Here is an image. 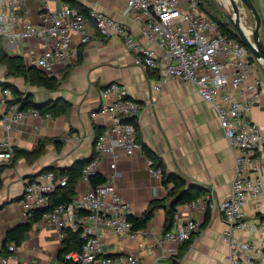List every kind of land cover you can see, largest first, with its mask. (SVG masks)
Returning <instances> with one entry per match:
<instances>
[{"label":"crops","instance_id":"0c3cea01","mask_svg":"<svg viewBox=\"0 0 264 264\" xmlns=\"http://www.w3.org/2000/svg\"><path fill=\"white\" fill-rule=\"evenodd\" d=\"M72 1L80 9H97L114 18L120 17L123 27L135 40L155 51L158 66L146 68L137 65L134 53L126 49L120 37L91 39L80 46L76 57L57 63L49 74L56 80L55 89L31 86L23 77L14 76L8 66L0 64V82L3 84L15 85L20 91L28 90L33 100L40 105L66 104L63 114H53L49 118L26 117L9 134L17 152L11 164L0 168V216L12 220L9 211L11 205L16 206L15 211H21L19 200L23 197L24 186L29 179L49 167L56 170L71 169L76 163L93 155L96 134L111 125V119L103 115L92 117L91 113L97 112L105 103L101 91L111 82L125 84L129 96L142 104L136 121L137 137L149 149L153 161L162 163L167 172L179 175L185 188L192 193L198 192L199 197L212 193L217 201L225 199L231 191L236 149L233 141L225 136L216 111L190 83L181 79L162 81L165 51L141 37L137 24L130 17H121L125 0ZM208 1L199 0L205 9L213 13ZM61 2L19 0L18 22L20 25L26 22L38 25L39 13L46 9H58ZM252 2L261 18L260 35L264 42V0ZM224 11L225 15L229 12ZM242 15L253 25L250 14ZM73 39L77 40L75 34ZM3 44L7 54L10 57L20 56L26 67L32 66L34 59L46 48L41 40L35 39H26L20 45L7 41ZM258 70L263 85L247 118L260 127L264 136V69L260 66ZM3 111L4 103L0 100V114ZM39 143H43V148L36 155L20 152L22 149L33 151ZM114 152H117L116 157L113 154L102 157L95 172L104 178L112 176L117 193L129 204L133 215L143 214L153 200H165L156 207L147 225L138 230L136 239H129L111 230L105 231L103 241L106 251L132 252L138 255L141 264H221L228 254V247L222 240L226 224L220 211L202 212L190 210L185 203L178 204L175 212H179V221L196 218L201 222V228L190 242H162L171 204L168 189L172 184L165 186L161 177L151 175L143 150L132 155L117 148H114ZM112 162L115 163V169L110 167ZM261 178V194L249 197L243 207L246 218L253 224H264V170ZM89 187L87 181L77 179L74 196L81 195ZM9 227L3 229L0 243ZM233 235L241 241L261 242L257 230L238 229ZM37 236L49 237L42 244L48 249L47 253L39 248L32 253L31 246L27 245L26 242L31 239L36 242ZM24 238L27 240L23 239L22 244L17 246L10 264H56L61 246L52 225L40 220L32 225Z\"/></svg>","mask_w":264,"mask_h":264},{"label":"built area","instance_id":"2783aa9c","mask_svg":"<svg viewBox=\"0 0 264 264\" xmlns=\"http://www.w3.org/2000/svg\"><path fill=\"white\" fill-rule=\"evenodd\" d=\"M18 2L0 0V38L15 45L26 39L41 40L46 48L34 59L33 65L48 76L57 63L76 57L80 46L91 39L120 37L126 49L134 53L137 65L158 66L155 51L135 40L123 27L120 17L114 18L97 9L84 14L62 1L58 9L39 13L40 24L20 25ZM121 17H130L141 37L165 51L162 81L181 79L193 85L216 111L225 136L235 145L234 177L229 195L217 201L210 193L185 205L190 210L220 211L226 224L222 240L228 247L221 264H264V224H253L243 210L247 199L257 197L263 189L264 136L260 127L247 118L263 85L258 60L242 42L219 32L216 21L201 11L199 0H125ZM73 34L77 36L76 41ZM26 92L28 90H22L20 96L25 97ZM101 97L105 103L91 116H107L111 125L97 137L93 155L83 167L81 179L88 183L103 156H117L114 148L128 155L143 150L134 122L142 104L129 96L125 84L118 82H111L102 89ZM0 100L4 103L0 114L1 168L11 164L15 157L9 134L17 125L26 117L49 118L51 114L37 108H20L12 88L5 84H0ZM147 164L151 175L161 177V168L149 157ZM110 167L115 169V163ZM66 183V177L53 170H44L29 179L19 200L23 220H27L33 210L47 208L48 195ZM130 214L129 204L117 193L112 176H107L96 187L90 186L81 195L45 211L40 220L55 228L61 248L67 229L77 232L82 241L79 250L64 253L61 259H56V264H141L138 255L132 252H107L103 241L107 230L136 239L138 230L133 229L128 219ZM200 228L198 219L190 217L181 222L179 212H175L172 225L161 241L190 242ZM238 229L257 230L261 242L235 238L233 234ZM16 250L14 243H8L4 250L0 247V264H10Z\"/></svg>","mask_w":264,"mask_h":264},{"label":"trees","instance_id":"16d2710c","mask_svg":"<svg viewBox=\"0 0 264 264\" xmlns=\"http://www.w3.org/2000/svg\"><path fill=\"white\" fill-rule=\"evenodd\" d=\"M65 3L69 4L70 6H73L77 8L80 12L86 14L88 10L80 9L72 0H62ZM201 11L211 16L218 25V30L221 34H225L228 37H233L241 42L240 38L235 32V29L233 28L231 23L228 22H222L218 19H216V16L213 13H209L207 10L203 7V4L199 2ZM262 39V38H261ZM0 63H5L8 65L10 70L13 72L14 75H18L23 77L26 83L29 85L37 86V87H44L46 89H55L56 87V80L44 72H42L38 67L35 65H32L30 67H26L23 63V59L20 56H13L10 57L4 47L3 40L0 38ZM7 85V84H5ZM14 92L15 95V101L20 102V108H37L42 113H50L53 114H63L66 111V104L61 103L59 105H55L54 103L44 104L40 105L36 103L33 100V95L31 92H26L25 97H21V91L12 84H8ZM133 121V120H132ZM136 123V121H134ZM137 125V123H136ZM101 133L98 132L96 134L95 140ZM95 143V142H94ZM142 145V144H141ZM43 143H39L37 148L33 151L28 150H21L20 152L26 155H36L42 151ZM143 152L145 155L152 160L154 159L153 155L149 151L147 147L142 145ZM15 150V149H14ZM17 150H15L16 155ZM92 157V156H91ZM91 157L85 161L76 163L71 169H62V170H56L52 167L46 168L45 170H53L56 171L59 176L66 177L67 183L64 187H60L56 189L54 192L48 195V207L45 209H37L33 210L32 214L24 224H18L12 227H9L6 229L4 238L0 243V247L4 250L7 247L8 243H14L17 246H20L22 244V241L24 239L25 234L32 228V225L36 222L40 221L43 213L50 208L62 204L65 202L70 201V199L75 195V184L77 179H81L82 177V170L84 165L89 162ZM157 167L161 168L162 175H161V181L162 183L167 186L169 183L172 184V186L168 189V196L171 197V204L167 211V224L165 227V231H168L172 225L173 222V215L175 213V207L178 204L181 203H187L196 197H199L198 192L192 193L190 189L185 188L184 181L182 180L179 175L175 173L167 172L164 168L162 163L154 162ZM104 181V177L94 172L89 176V184L91 187H96L97 185L101 184ZM179 194V195H178ZM178 195L177 201H175L176 197ZM165 199H158L151 201L149 207L146 209V211L139 215L135 216L133 214H130L128 219L132 222L133 229L139 230L144 228L150 218L152 217L154 210L156 207L163 203ZM207 218V217H206ZM66 236L62 239V248L57 254V260L62 258V255L66 252L72 251V250H79L82 245V241L79 239V234L77 232L71 231L69 229L66 230Z\"/></svg>","mask_w":264,"mask_h":264},{"label":"water","instance_id":"95a60500","mask_svg":"<svg viewBox=\"0 0 264 264\" xmlns=\"http://www.w3.org/2000/svg\"><path fill=\"white\" fill-rule=\"evenodd\" d=\"M228 2L230 4V11L226 12V17L232 24L241 42L249 49L252 56L258 60V63L264 69V42L260 35L261 18L256 7L252 0H228ZM246 12L253 18V25L249 29V34L245 32L242 20V14ZM0 84L3 83L0 82ZM178 195L175 201H177ZM24 223L25 222L21 221L16 223V225ZM3 240H5V238ZM60 250L61 249H59L58 252Z\"/></svg>","mask_w":264,"mask_h":264},{"label":"rangeland","instance_id":"374dc122","mask_svg":"<svg viewBox=\"0 0 264 264\" xmlns=\"http://www.w3.org/2000/svg\"><path fill=\"white\" fill-rule=\"evenodd\" d=\"M208 4H210L209 5V7L212 9V11H213V14L216 16V19H218V20H220V21H222V22H228V23H230L229 22V20H228V18L226 17V15H225V11H224V9H223V6H222V3L219 1V0H209L208 1ZM208 7V6H207ZM209 13H212V12H210V10L208 9L207 10ZM247 14H249L248 12H246ZM243 16V18H242V20H243V25H244V27L245 28H247V29H250L251 28V26H252V24L250 23V21L247 19V18H245L244 17V15H242ZM4 42V41H3ZM0 64H3V63H0ZM4 66H8L7 64H3ZM2 65V66H3ZM15 76V75H14ZM16 77H19L18 75H16ZM21 78V77H20ZM12 204V203H11ZM8 209V208H7ZM15 209H16V206H10L9 207V211L12 213L11 215H12V217H13V219L11 220H5V219H3L1 216H0V236H1V234H3V229L5 228V226H10V227H12V226H15L16 224L15 223H17L15 220H17V221H19L20 219H24L23 217H22V209H21V211H20V209H19V211L18 210H16L15 211ZM13 213H15V216L13 215ZM1 215L2 216H4L5 214L4 213H1ZM46 222V221H45ZM3 225V226H2ZM35 227H36V225H35ZM50 228V227H49ZM28 238V237H27ZM27 238H24L25 239V241L27 240ZM37 238H38V240H36V242H35V240L34 239H31L30 240V242L28 241V242H26L27 243V245H30L31 246V249H32V253H34V251L36 250V249H38L39 248V250H41V251H43V252H48V249H46L45 248V246L44 245H42L43 243H44V241L45 240H49V237H46V238H42V236H37ZM39 241V242H38ZM44 246V247H43ZM37 264V263H36Z\"/></svg>","mask_w":264,"mask_h":264},{"label":"bare ground","instance_id":"6f19581e","mask_svg":"<svg viewBox=\"0 0 264 264\" xmlns=\"http://www.w3.org/2000/svg\"><path fill=\"white\" fill-rule=\"evenodd\" d=\"M219 1L222 3V6L224 7V9H225L226 11H230V4H229L228 0H219ZM244 30H245V32H246L247 34L250 33V32H249V29H247V28H245V27H244Z\"/></svg>","mask_w":264,"mask_h":264}]
</instances>
